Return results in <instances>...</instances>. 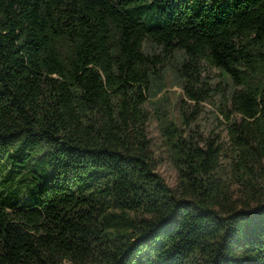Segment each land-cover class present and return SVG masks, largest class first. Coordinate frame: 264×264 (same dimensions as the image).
<instances>
[{
	"label": "trees",
	"instance_id": "obj_1",
	"mask_svg": "<svg viewBox=\"0 0 264 264\" xmlns=\"http://www.w3.org/2000/svg\"><path fill=\"white\" fill-rule=\"evenodd\" d=\"M211 98L226 135L194 123ZM0 264H264V0H0Z\"/></svg>",
	"mask_w": 264,
	"mask_h": 264
},
{
	"label": "rangeland",
	"instance_id": "obj_2",
	"mask_svg": "<svg viewBox=\"0 0 264 264\" xmlns=\"http://www.w3.org/2000/svg\"><path fill=\"white\" fill-rule=\"evenodd\" d=\"M177 59L175 56L169 57L166 66L162 67L159 76L154 79L149 93L148 110L150 112V122L148 134L154 149L157 161V171L165 180L173 185L177 181L178 173L173 162L170 150L169 130L170 123L182 126V85L176 72ZM206 80L211 86L219 82H224L225 76L221 71L213 66L207 70ZM186 108L189 112L195 110L193 103L187 101ZM195 113V112H193ZM194 123L204 136L210 132H219L226 135L225 125L220 122L224 117L219 109L218 98H211L202 102L198 107V113L194 115Z\"/></svg>",
	"mask_w": 264,
	"mask_h": 264
}]
</instances>
